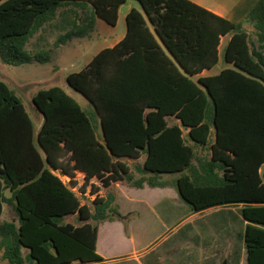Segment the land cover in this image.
<instances>
[{"label":"trees","instance_id":"obj_1","mask_svg":"<svg viewBox=\"0 0 264 264\" xmlns=\"http://www.w3.org/2000/svg\"><path fill=\"white\" fill-rule=\"evenodd\" d=\"M135 1L141 10L128 12L124 39L66 77L85 108L59 87L38 91L31 104L43 121L35 135L22 100L0 80V216L8 205L17 219L0 224L2 260L102 263L97 225L123 217L112 196L81 202L88 186L97 193L92 181L164 188L162 176L179 175L172 183L193 212L242 207L247 264H264V0L245 19L251 36L188 0ZM126 2L0 0V63L48 64L50 53L32 56L26 46L62 9L87 15L60 43L87 37L97 19L115 27ZM225 36L223 60L232 68L199 77L218 63ZM142 156L136 179L124 160ZM78 173L84 181L75 193ZM70 216L78 225L65 222Z\"/></svg>","mask_w":264,"mask_h":264},{"label":"crops","instance_id":"obj_2","mask_svg":"<svg viewBox=\"0 0 264 264\" xmlns=\"http://www.w3.org/2000/svg\"><path fill=\"white\" fill-rule=\"evenodd\" d=\"M188 1L230 23L242 24L243 30L248 35H252L253 28L245 22V19L260 0ZM131 9L141 10L135 0H127L126 4L119 9L118 21L115 27H111L104 21L97 19L93 32L87 37L67 40L70 42L78 39L76 43L78 46L71 48L70 57H87L88 60L84 64V66H87L100 51L113 48L120 43L127 34L126 16ZM61 13L62 22L68 28H72L73 24L81 26L82 20L87 15V11L75 7L64 8ZM83 40L86 42L82 46L80 41ZM229 40L230 36L221 38L218 63L211 70L203 71L199 77L217 76L223 70L232 68L223 60L224 48ZM98 47H101V49L91 52V50ZM64 91L72 96L68 91ZM75 100L82 106L80 100ZM86 104L87 102H85ZM29 114L34 123L35 135H37L43 117L38 114ZM171 122H173L172 124H178V122ZM195 151L199 155L201 154L199 149H195ZM145 158V156H142L139 160H124L133 170L136 179H138L137 175L139 174L135 172V168L143 165ZM83 178L84 176L80 173L76 175V181L79 185L83 183ZM79 179L82 180V183ZM175 179L171 176H162L161 180L168 181L169 186L150 188L145 184L142 189L132 188L125 182L113 183L108 188H104L97 181H92L99 188L98 193L100 196H98L100 198L107 199L109 196L114 198L113 207L123 217L121 220H108L97 225L96 252L104 260V262L98 264H119L123 262L125 264H247L244 238L249 223L240 214L242 207L240 205H226L202 212H193L181 200L176 187L172 183ZM230 208L234 210L233 219L237 221H231L229 216H226V218H217L208 223L204 222L206 218L210 217L212 211L218 214L220 211L229 210ZM3 213L4 205L1 219ZM73 217L76 218V216H70L65 222L71 223L70 219ZM1 223L3 222L0 221ZM153 224H158L164 232L166 231L169 234L164 241L168 244V247L154 255L153 260L149 258L147 261L146 247L151 248L150 246H152L151 244L155 239H150V232L148 233L146 228L152 227ZM139 225L142 227L140 234L135 230ZM231 226L233 227L232 230ZM2 254L0 252V259H2ZM26 254L27 251H24V256ZM4 263L8 264L7 261H4Z\"/></svg>","mask_w":264,"mask_h":264},{"label":"rangeland","instance_id":"obj_3","mask_svg":"<svg viewBox=\"0 0 264 264\" xmlns=\"http://www.w3.org/2000/svg\"><path fill=\"white\" fill-rule=\"evenodd\" d=\"M71 29L72 28L70 27L68 28L67 26H64L62 19L57 17L54 21L44 26L29 40L26 46V51L32 56H35L39 53H50L51 62L49 64L41 65L32 63L20 67H10L0 63V80L6 83L10 89L15 92V94L22 100L27 111L33 115L36 114V110L31 104V98L38 91L49 89L51 87H59L68 91L72 97L74 96V99L80 100L82 106L86 107L85 102H87V100L82 95L73 91L66 83V77L71 73L82 70L85 67L84 64L88 60L87 57H70L71 48L78 46L76 44L78 39H74L70 42L64 41L60 43L59 39H63L67 32ZM85 42V40L80 41L82 46ZM99 49H101V47L95 48L91 50V52H96ZM172 123L173 122H171V124ZM137 177L139 178L140 175H137ZM171 177L177 178L179 175H173ZM79 180L82 183V180ZM93 187L97 193L93 196L89 195L88 191L91 190V185L88 186L86 189L87 194L85 197L80 198L83 204L90 205L94 198L99 195V188L94 185V183ZM233 212L234 210L231 208L229 210L220 211L218 214L212 211L210 213V217L206 218L204 222L208 223L209 221H214V219L217 218H226V216H229L231 221H237L236 219H233ZM0 221H12L17 223L15 214L13 213L10 206L4 205V213L2 219L0 218ZM70 222L74 225H77L75 217L70 219ZM239 224L241 225V223ZM232 229L233 227L231 226V230ZM135 230L138 234H140L142 227L139 225V227H136ZM146 231L148 233L150 232V239H155V241H153L151 244L152 246H150L151 248L148 249L146 247V260L148 261L149 258L153 260L154 255H156L160 250L167 249L168 244L164 241L169 236V234L166 231L164 232V230L159 227L158 224H153L152 227L150 226L149 228H146ZM0 263L5 264L2 259H0ZM119 264H125V262Z\"/></svg>","mask_w":264,"mask_h":264},{"label":"built area","instance_id":"obj_4","mask_svg":"<svg viewBox=\"0 0 264 264\" xmlns=\"http://www.w3.org/2000/svg\"><path fill=\"white\" fill-rule=\"evenodd\" d=\"M58 176H59V178L62 180V182H63L65 185H67V186L69 185L70 179H69L68 177L60 176V175H58ZM82 184H83V183H82ZM82 184H81V185H82ZM81 185L78 184V187L75 188V189H73V191H74L75 193H78L77 189L80 188Z\"/></svg>","mask_w":264,"mask_h":264},{"label":"water","instance_id":"obj_5","mask_svg":"<svg viewBox=\"0 0 264 264\" xmlns=\"http://www.w3.org/2000/svg\"><path fill=\"white\" fill-rule=\"evenodd\" d=\"M88 103V102H87Z\"/></svg>","mask_w":264,"mask_h":264}]
</instances>
